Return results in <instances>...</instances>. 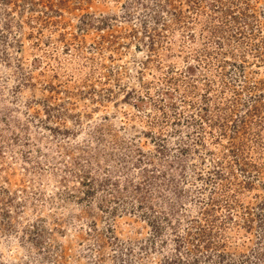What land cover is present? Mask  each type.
<instances>
[{"label": "rangeland", "instance_id": "374dc122", "mask_svg": "<svg viewBox=\"0 0 264 264\" xmlns=\"http://www.w3.org/2000/svg\"><path fill=\"white\" fill-rule=\"evenodd\" d=\"M0 264H264V0H0Z\"/></svg>", "mask_w": 264, "mask_h": 264}]
</instances>
